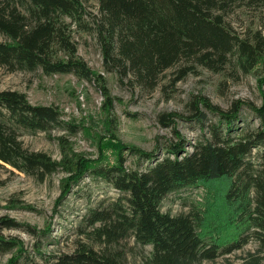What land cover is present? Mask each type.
Segmentation results:
<instances>
[{"label": "trees", "instance_id": "1", "mask_svg": "<svg viewBox=\"0 0 264 264\" xmlns=\"http://www.w3.org/2000/svg\"><path fill=\"white\" fill-rule=\"evenodd\" d=\"M240 5L264 8V0H99L100 15H92L91 22L86 21L88 13L81 0H0V35L4 37L0 40V66L10 72L73 74L92 84L103 98L99 115L107 131L89 134L93 128H86L81 120H66L56 106L33 105L23 93L0 91V165L40 181L62 173L59 202L86 177L99 179L121 193L112 206L93 209L87 218L90 235L105 247L103 251L80 243L71 253L42 256L41 264H125L118 253L107 248L130 235L153 248L144 264L213 263L252 241L259 249L248 254L245 264H264V102L257 107L236 101L228 110L206 98L199 102L201 107L194 102L186 120L199 124L202 136L190 152L186 150L188 141L178 133L175 143L152 151L126 146L117 142V99L104 76L78 55L71 34L73 25L95 33L106 71L148 90L156 88L163 73L188 61L214 72L233 62L238 72L248 75L264 57V41L258 37L260 33L254 38L241 37L228 26L226 16ZM191 71L180 70L175 81ZM244 108L258 120L255 129L241 128ZM169 117L161 115V124L170 125ZM19 129L49 137L54 131L65 132L53 137L60 159L25 148ZM79 133L92 137L96 158L75 149L70 137ZM129 154L137 159L136 168L127 166ZM221 181L228 183L223 199L233 211L226 222L233 228L229 234L224 235L219 224L208 225L201 208L178 216L162 211L164 200L172 193ZM4 229L44 235L2 217L0 256L19 246L16 239L1 234ZM18 262L15 259L9 264Z\"/></svg>", "mask_w": 264, "mask_h": 264}, {"label": "rangeland", "instance_id": "2", "mask_svg": "<svg viewBox=\"0 0 264 264\" xmlns=\"http://www.w3.org/2000/svg\"><path fill=\"white\" fill-rule=\"evenodd\" d=\"M81 1L88 13L87 22H91L92 15H100L99 0ZM226 22L235 34L254 38L255 34L260 33L258 37L264 41V8L240 5L226 16ZM71 32L78 55L94 71L104 76L112 95L117 99L115 111L120 118L117 142L126 146L152 151L158 146L175 143L178 133L188 141L186 150L190 152L192 144L200 141L202 136L200 125L186 120L192 115L194 102L201 107L199 102L206 98L224 110L230 109L236 101L249 102L257 107H261L264 102L259 88L264 92V85L261 84L264 79V57L248 75L238 72L233 62L220 72L211 71L195 61L183 62L163 73L156 88L148 90L134 80L106 71L95 33L84 31L76 25L72 26ZM0 40H4L1 35ZM185 68L192 71L183 80L175 81L180 70ZM5 90L25 94L33 105L58 107L66 120H81L85 122L86 128H93L89 134L107 133L99 115L103 101L101 94L92 84L73 74L46 75L42 70L10 72L0 66V91ZM163 114L170 115V125L161 124L159 119ZM241 116L244 121L241 128L244 131L258 126V120L247 108L242 110ZM210 118L215 119L211 115ZM18 133L28 150L46 152L53 159H60V148L53 137L65 132L54 131L53 137L24 129H19ZM70 140L78 152L97 157V147L87 133H79L70 137ZM159 153L166 156L163 150ZM127 159V166L136 168L137 159L130 154ZM62 178V173H55L40 181L10 166L0 165V219L7 217L29 225L37 232H44V235L34 236L24 229L2 230L4 237L16 239L19 246L0 256V264H9L15 259H19L15 264H41L42 256L71 253L80 243L97 251L105 249L90 235L92 228L88 226L87 218L93 209L112 206L121 193L99 179L86 177L65 200L59 202ZM227 184L221 181L172 193L164 200L162 211L178 216L201 208L208 225L219 224L222 233L229 234L233 228L228 227L226 222L233 211L223 199ZM258 249V243L252 241L242 250L204 264H245L244 259L248 254L256 253ZM107 250L118 253L125 264H144L150 260L153 252L152 246L138 243L132 235Z\"/></svg>", "mask_w": 264, "mask_h": 264}]
</instances>
